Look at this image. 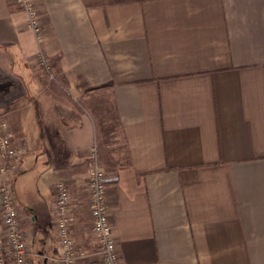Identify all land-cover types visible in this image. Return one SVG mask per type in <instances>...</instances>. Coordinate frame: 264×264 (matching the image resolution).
<instances>
[{"label":"crops","instance_id":"crops-1","mask_svg":"<svg viewBox=\"0 0 264 264\" xmlns=\"http://www.w3.org/2000/svg\"><path fill=\"white\" fill-rule=\"evenodd\" d=\"M38 9L52 77L23 12L0 0V117L25 150L10 177L30 264H57L58 181L71 187V236L88 253L78 264H101L85 184L100 92L122 148L106 167L118 177L106 195L121 262L264 264V0Z\"/></svg>","mask_w":264,"mask_h":264},{"label":"built area","instance_id":"built-area-1","mask_svg":"<svg viewBox=\"0 0 264 264\" xmlns=\"http://www.w3.org/2000/svg\"><path fill=\"white\" fill-rule=\"evenodd\" d=\"M23 12L27 28L38 45L36 63L50 77L48 58L41 50L43 33L39 17L38 0H13ZM25 153L24 148L15 141L14 132L6 119L0 117V252L6 253L8 264H30V251L18 217V203L15 197L11 173L17 167ZM86 189L88 194V212L91 217V231L97 241V253L101 264H123L118 256L112 225L108 216L106 190L118 177L107 174L98 163L97 149L93 144L89 149ZM53 228L59 244L57 264H78L88 256L71 236L70 189L64 181H58L54 187ZM0 258V264H5Z\"/></svg>","mask_w":264,"mask_h":264},{"label":"rangeland","instance_id":"rangeland-1","mask_svg":"<svg viewBox=\"0 0 264 264\" xmlns=\"http://www.w3.org/2000/svg\"><path fill=\"white\" fill-rule=\"evenodd\" d=\"M43 41L41 42V44L43 43ZM98 94L99 93L95 94V97L91 98L93 100V103L91 104L92 107H90L91 110L94 111L95 113L94 115H95L96 134H97V139L96 141H94L93 144H95L97 149V159L99 166L106 172L107 170L106 167L108 168L111 166L114 167L117 164L121 163L122 156L120 155L122 154V150H121L122 148H121V142L118 138L119 136L118 126L117 123L115 122V117L113 115V112L111 111V108L109 107L108 103L105 108L99 105L102 100H105V98L102 96L101 92H100L101 96H98ZM103 111H105L106 113H103ZM9 128L13 131L10 125ZM89 161L90 159L88 153L87 168L89 165ZM86 177H87V170H86ZM85 184H86V178H85ZM69 189H71L70 185H69ZM70 197H71V190H70ZM87 209H88V203H87Z\"/></svg>","mask_w":264,"mask_h":264}]
</instances>
